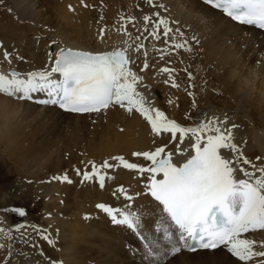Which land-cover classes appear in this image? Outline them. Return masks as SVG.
Wrapping results in <instances>:
<instances>
[{"label": "bare ground", "instance_id": "obj_1", "mask_svg": "<svg viewBox=\"0 0 264 264\" xmlns=\"http://www.w3.org/2000/svg\"><path fill=\"white\" fill-rule=\"evenodd\" d=\"M56 1L55 3H57ZM82 1H80V3ZM85 1L88 2L89 5L91 4V0H89L90 2L88 0ZM97 1L93 0L92 3ZM108 1L106 2L105 0L106 5H103L105 2L102 0V5L104 6L102 9V6L99 5L100 2H98L99 4L95 3L98 7L97 10L93 8L95 7V4H91L94 6H90V8H93L90 9L93 11V13L90 14H86L87 11L84 9L89 8L88 3L85 4L83 2L86 6L78 4V6H80V9L77 7L79 9L78 11L80 12L81 8L84 7L82 9L85 13L80 12L79 14H76L77 10L74 12L71 9V4L73 6L75 4L71 3L69 5L66 0L61 1L64 2V4L66 2V4L69 5L67 7L66 4V6L63 4L62 8L67 7V10L71 9L73 11L72 12L70 10L72 15L73 13L76 14L75 17L72 18L73 20L71 19V21H74L75 23H72L70 18H65L67 22L66 20L62 22H66V24H64L65 26L62 29L54 30L55 28H58L59 23L61 24L59 20L61 21L64 19L63 13L66 11H62L61 13L63 16L61 17L63 18L59 16L60 19L58 20V24L53 28V30H51L50 33H42V36L37 39L35 37L38 33L35 30L32 31H35L37 34L30 32V27L33 28L34 26L33 29L38 30L39 28L45 29L55 25L58 18V11L55 12V9H59L62 4L60 7H57L60 5V2H58L57 4L59 5L56 6L53 0H0V44H2V47H0V59L3 60V65L5 67L2 69L0 67V73L7 75L10 71L15 70L26 75L27 73L34 71L50 70L54 66V60L56 59L52 53H58L61 47H69L74 50H82L93 53H104L127 48V54L131 61H133L130 64L131 70L142 78V82L137 86V91L145 97L149 106L162 111L160 106L163 102H160L161 100L159 99L157 85L160 83L161 78L164 75H167V73L160 71L162 68H165V60L167 58H170L169 61L171 59H176V54L173 55L170 53V49L168 50L169 46L167 45L170 42V45H172L173 34L168 39L161 38V36L158 35V37H160V41H158L157 37H155L153 40L148 39L146 40L147 42L143 43L142 40H144V37L142 38V36L144 34L141 31L142 29L139 27V24L143 23L142 18L144 16L150 15L153 11L155 13L158 12L161 16H165L170 21H178L181 28L187 30L189 35L196 38L199 44V47L196 48L197 55L201 54V56H205L206 58L208 53L211 55L210 53L216 52V54L219 55L220 50L227 52V59H225L229 62L225 63V66L227 67V70L230 71L234 80L232 92L234 94V100H237V103L234 104L233 108H227L212 104L208 101L209 96L205 95L204 99L202 98L199 101L200 107L191 111L190 114L192 117H189L187 121H183L179 118L181 115H179L178 111L181 108L179 107L176 109L178 106L176 104L173 112L168 113L169 115L166 116L169 119L180 123L182 126L189 127L194 126L195 123L201 121L205 117L208 119L215 117L220 120H223L226 117L227 123L225 127H231L232 125L238 126L233 129L234 143L242 148L244 157L250 159L257 167L264 166V117L261 116L262 113H264V33L255 30L252 26H240L231 22L229 19L223 17L219 12L214 11L208 6L200 3L199 0H153V6H150L147 3V0ZM70 2H72V0H70ZM53 3L56 8L52 6ZM136 4L137 6H135ZM99 7L100 10L98 11ZM65 15L70 17L68 14ZM123 17H125V19L119 22L118 20ZM128 18H133V22L126 24V31L128 35H125V21ZM15 22L19 23V25L21 24L22 26L18 25L17 27V25L13 24ZM76 24H78V26H76ZM150 27H152V25ZM20 29H23L24 31L26 30L27 36L26 39H24L25 41L20 40V46V44H16L18 43L16 42V39L18 36L24 37V35H19L17 33L18 36L15 38L16 43H14V45L16 44V50L13 51L10 43L14 39V37H12V33L15 30L18 32ZM101 29H104L103 33L100 31ZM149 29L151 30V28ZM40 35L41 32L38 36ZM175 42L176 41L174 40V43ZM190 43L191 42H189V44ZM140 44L146 45L145 47H147V50H151L152 52L150 53L147 50L137 51L136 49ZM129 45L131 47H128ZM189 46L190 45L185 44L186 49H188L187 47ZM145 47L144 49H146ZM5 51L11 54V63L9 64L5 63ZM221 56L222 57L218 58L223 59L224 55L222 54ZM259 57H261L260 60L262 61L263 67L258 71L257 69L253 70L257 64L255 61H257ZM241 58L248 64V68H246L245 71L243 70L244 67L241 66V68H239L238 66V61ZM208 60L212 59L208 58ZM252 61L255 62V65ZM145 62L148 64L147 69H144ZM207 62L205 64H207ZM258 77H260V81L256 80ZM167 78L168 79H165L168 80V83L172 86V83L175 82L173 77H169L168 75ZM185 79L186 76H183L182 80L186 81ZM192 80L195 79L192 78ZM188 83L189 82H187V84ZM187 84L185 83L184 86L186 87ZM184 89L185 88L182 87L181 90ZM170 103L172 102L170 101ZM26 108L36 111V114L38 115V117H36L37 115L35 116L36 118L42 116L45 123L48 122L49 124H53L52 122H55V124H59L58 126H60L64 131L67 129V132H84L85 130H89V127L93 125L95 128L103 127L106 134L102 135L103 137L100 136L102 137L101 144L100 148H98L99 152L97 151L95 157L101 158L107 156L112 161L109 162L117 165V167L113 168L111 171L104 170L108 176L114 177V179H106L105 187L103 189L99 187L98 183H94V181L82 183V179H74L75 183L72 182L74 183V186H71V189L63 188L62 191L66 193L64 194L66 197H62V194L59 199L61 202L58 204H56L57 201L55 202L53 200L55 202L54 209L58 208L56 211L58 212V218L56 219L52 213L51 217L46 218L54 233L57 232V240H52L50 238L54 244L50 245L49 243H46L40 237L46 233L48 234V232L45 229L40 230V227H35L36 233L40 236H37L40 238H38L40 241H37L42 244V247L39 245L41 252L35 255L36 257H34V260L36 261H33V259L29 260V254H26L27 259L25 258V260L21 258V264H52V262L55 264H152V258L147 254L145 246L146 242L142 241L137 235L124 226H113L110 218L102 211L98 210V208V213H95L96 200L94 197L102 200V202L100 201L98 204L121 208L131 207L132 210L140 213L144 224V229H142L143 235L152 239L153 232L149 229L154 228L153 222L156 220L159 208L157 202L153 201L149 195L145 194V184L149 182V174H141L136 171L124 169L119 165L118 161L114 160V158L122 156L129 163H135L139 166H147L150 162L145 161L143 157H137L133 154L136 152L155 151L157 147H164L165 153L162 154V156L166 155L168 152H172L173 162H177L178 160H184L187 158V156L182 155L186 149L188 151V155L192 154V150L190 148L192 141H190L187 137L181 139L179 134L177 135L176 140H171L169 133H161L158 136L154 135L148 122L138 112L133 110L132 113H129L125 108H121L119 106H110L108 109L100 111L99 113L71 114L61 112L57 110L56 107H44L0 95V122L3 123V126L6 124L10 128L11 119H13L12 117L18 116V113ZM24 116L21 115V117ZM36 118L34 119L36 120ZM102 118H105V120L102 121ZM34 119L33 123L35 122ZM42 119L40 120L42 121ZM28 122L26 123L28 124ZM39 124H41V122ZM18 127L21 129L22 126ZM97 130H99V128ZM49 132H51V130ZM10 133L11 135L13 134L11 131ZM5 134L6 133H4V136H6ZM11 135L9 134V136ZM48 135L50 136V134ZM6 137L8 138V136ZM73 137H76V135ZM100 137H98V139ZM49 140L50 143L51 139ZM70 141L72 143L73 138L72 140L70 139ZM92 141L94 142V140ZM52 143H54L53 140ZM73 144L74 143L71 145ZM94 146L96 147L97 144H94ZM92 150L90 149V151ZM222 154L226 156L228 155L227 152H222ZM257 157L260 159L257 160ZM244 167L251 170V165H245ZM237 177L244 178L242 173L239 172L237 173ZM85 183L89 184L84 185ZM120 186H123L126 192L134 197L133 201L126 202L122 195H113L115 190ZM90 191L93 192L91 195L89 194ZM94 194L96 196H94ZM89 195L94 198V200L92 198V200L95 201L93 204L91 200V202L86 200L87 202L84 203L80 198V196L83 198H89ZM130 203H132V206H130ZM82 208L85 209L80 210ZM89 213H91V220H86L85 215ZM83 219L86 222L83 221ZM30 226L31 224L29 227ZM27 227L28 226H26V228ZM55 229L57 231H55ZM37 237L33 239H36ZM244 237L254 239L257 242L255 250H264V248L260 247L261 243H264V230L244 234ZM154 238L159 240V233H156ZM5 239L6 238L4 237H2V239L0 237V241L5 245V248L0 249V264H16L18 260L16 258L18 253L15 252L20 249L24 252L22 247H25L26 242L24 241V244H22L20 243L21 239H19L16 240L15 243H9L6 242ZM28 248V250H31L32 247ZM9 249H11V251H9ZM8 254H10L11 259L6 260L5 258ZM30 257L33 256L31 255ZM261 260H264V258H254V260L248 262V264H259V261ZM166 264H244V262H240L236 258L232 257L222 247L215 251H198L195 253L181 252L179 255L169 257Z\"/></svg>", "mask_w": 264, "mask_h": 264}, {"label": "snow or ice", "instance_id": "obj_2", "mask_svg": "<svg viewBox=\"0 0 264 264\" xmlns=\"http://www.w3.org/2000/svg\"><path fill=\"white\" fill-rule=\"evenodd\" d=\"M202 2L241 25L264 30V0ZM147 3L151 6L153 0H147ZM156 15L159 17V13ZM143 20L147 24L152 18L144 16ZM132 22L133 18L125 21V35H128L126 24ZM161 25L163 36L168 37L173 30L165 19H158L153 24L152 35L158 38ZM100 31L103 33L104 29ZM185 44L178 43L174 47L184 48ZM141 47L143 45L136 50ZM187 50L191 51V48ZM10 55L4 52V58L9 63ZM52 55L56 59L50 70L26 75L15 70L7 75L0 73V95L78 114L99 113L110 106H119L129 113L133 110L138 112L148 122L154 135L169 133L170 139L176 140L179 134L181 139L187 137L192 141V154L188 155L186 149L182 155L187 158L175 163L172 152L162 156L164 147L133 154L150 162L147 166L129 163L122 156L114 158L124 169L149 174L145 194L150 195L159 208L154 228L149 229L153 232L152 239L143 235L142 215L131 207L97 205L113 225L126 227L146 242L152 264H166L169 257L182 251H215L221 247L244 264L254 258H264V250H255L257 242L244 237V234L264 230V166L253 164L244 157L242 148L234 143L233 129L237 125L225 127L226 117L223 120L205 117L194 126H182L169 119L164 112L149 106L145 97L137 91L142 78L131 70L133 61L127 54V48L93 53L61 47L58 53L53 52ZM147 67L145 62L144 69ZM160 71L170 74L168 68ZM172 87L178 85L173 82ZM245 165H251V170ZM115 167L117 165L107 160L100 165L90 162V169H76V173L81 176L82 182L96 181L103 189L106 179H114L104 170ZM238 172L244 178H238ZM53 179L72 183L67 174ZM117 194L122 195L126 202L134 200L123 186L113 193L114 196ZM4 214L25 217L27 212L22 208H11L4 209ZM13 231L20 232L21 228L0 227V237L12 239ZM156 233L160 235L159 240L154 238ZM41 238L50 245L54 244L48 235ZM260 247L264 248V243ZM3 248L5 245L0 244V249ZM259 264H264V260Z\"/></svg>", "mask_w": 264, "mask_h": 264}, {"label": "rangeland", "instance_id": "obj_3", "mask_svg": "<svg viewBox=\"0 0 264 264\" xmlns=\"http://www.w3.org/2000/svg\"><path fill=\"white\" fill-rule=\"evenodd\" d=\"M53 1L55 3L56 0H53ZM61 1H63V0H60V1L57 0L56 1L57 3L60 2V5L55 3L56 6L59 5L57 7H60L61 4H62V6L59 9H57V10L55 9L56 8L55 4L54 3L52 4V6L55 7L54 8L55 12L58 11V13H57L58 16L56 15L58 17V18L56 17L57 18V20H56L57 23L55 25H52V26L47 27L45 29L39 28L38 30L37 29H33L34 26H33V28L30 27V30H31L30 32H34V34L38 33L37 36L41 32V35L38 36V37L36 36L35 38H37V39L40 38L42 36V33L43 34H45V32L50 33L51 30H53V28L58 24V20L60 19V17L64 15L63 16L64 19H62L63 21L59 20V22H61V24L59 23L60 25L58 24V28H55L54 30L62 29L65 26L64 24H66V22H67V20L65 18H68V19L70 18V21H71V19L73 17H75L76 14H79L80 12H83L82 8H84V7L81 8L80 12L78 11L80 9V6H78V4L79 5H85L86 3H88L85 0L84 1L75 0L77 2H75L74 0H72V2H70V0H66V2H68L67 4H69V5L71 3L75 4L74 5L75 7L71 4V9L74 12H76L75 10H77V12H76V14L73 13V15H72V13H71L72 10L71 9L67 10V7L69 5H67L66 2H65L67 7L62 8L64 2H61ZM80 1H82L81 3L84 2L85 4L84 3L81 4ZM92 1L93 0H91V4H95V3L100 2V4L99 3L98 4L102 6L101 7V9H102L104 7L103 5H106V2L108 0H106V2H105V0H103L105 3H103L102 0H99V1L94 0V1H97V2H94V3H92ZM50 2H52V1H50ZM102 3H103V5H102ZM65 4H64V6H66ZM91 4L89 5V3H88V5H89L88 7L89 8H84L85 11H87L86 14L93 13V11H91L90 9L94 8V9L97 10L98 7L96 6V4H95L96 8L95 7L90 8V6H94V5H91ZM135 6H137V4ZM63 9H65V10H63ZM99 10H100V7H99L98 11ZM153 10H155V9H153ZM62 11L63 12L66 11L67 13L65 12L62 15V13H61ZM85 11L83 13H85ZM95 13H96V11H95ZM157 13L158 12L155 13L153 11L150 15H148L151 18H153L151 20V22H149L150 24L149 23L146 24L144 22L143 18H142V22L143 23L139 24V27L142 29L141 31L144 34V35L142 34L143 36L141 35L142 38L144 37V40H145V41L142 40L143 43L147 42L146 40H148V39H150V40L152 39L153 40L155 37H157V36H153L152 35L153 24L155 22H157V19L168 20L165 16H161V14H159V17H157V15H156ZM65 14H68L70 17H67ZM152 14H154V15H152ZM63 17H61V18H63ZM123 19H125V17L119 19L118 21L121 22ZM65 20H66V22L62 23ZM168 21H169V27H171L173 31L171 33H169L168 37H165V36H163V31H162L163 30V25H161V28H160V31H159L158 35H160L161 38L168 39L173 34L172 35V40H173L172 41V45L173 46L170 45L171 42L168 43L167 45L169 46L168 50L170 49L169 50L170 53H172L173 55L176 54L175 55L176 59L175 60L171 59L169 61L170 58H167L165 60V62H164L165 63V68L167 66V68L170 70V74L167 73V75H164L161 78L160 83H158V85H157V91L159 92L158 93L159 94V99L161 100L160 102L161 103L163 102L162 105L160 106L162 108L161 109L162 112H164L165 115L168 116L169 115L168 113L173 112L174 106L176 104V105H178L176 109H178L179 107L181 108L178 111L179 115H181L179 118H181L183 121H187L189 117H192L191 114H190L191 111L192 110H196V109H198L200 107V102L199 101L202 98L204 99L205 95L209 96L208 101L211 102L214 105L224 106V107H227V108H233L234 104L237 103V100H234V98H233L234 94L232 92V85L234 83V80L232 78V75H231L230 71L227 70V67L225 66V63L229 62L228 60H226L227 59V55H228L227 52L224 51V50H220V54H219L220 56L217 55L216 52L210 53L212 55V57L208 53L206 55V58H205V56H201V54L197 55L196 48L199 47V44H198L196 38L194 37V39H193V36L189 35L187 33L188 32L187 30L181 28L180 27V23L178 21H170V20H168ZM72 23H75V22L73 21ZM13 24L17 25V27L19 25V23H16V22L13 23ZM151 25H152V27H150ZM19 26H22V25L20 24ZM76 26H78V24H76ZM145 28L148 31L147 30L145 31ZM149 28H151V30ZM32 30H35L37 33L35 31H32ZM21 31L24 32L25 34L22 33ZM17 33L19 35H24V37L18 36ZM176 35H179V36H176ZM182 35H183V37H182ZM26 36H27L26 30L24 31L23 29H20L18 32H17V30H15L12 33V37H14V39L10 43H11V48L13 49V51L16 50V48H15L16 44L19 45L20 44L19 42L25 41L24 39H26ZM16 37H17L16 42H18V43L15 42V38ZM157 40L160 41V37H158ZM174 40L176 41L175 43H174ZM185 41H187L186 45H190L187 48H191V51H188L185 47L182 48V49L174 47V45L178 44V43L179 44H185ZM189 42H191V43L189 44ZM14 43H16V44L14 45ZM140 45H143V47H141L140 50H142V51H144V50L146 51L147 50V47H145L146 45H144V44H140ZM20 46H21V44H20ZM164 46H165V44H164ZM144 47L146 49H144ZM147 51H149L150 53L152 52L151 50H147ZM149 52H148V54H149ZM222 54L224 55V58L223 59L222 58L219 59L218 57H222L221 56ZM208 58L212 59V60H208ZM241 59H239V61H238V63H239L238 66H239V68H241V66L244 67L243 70L245 71V69L248 68L247 67L248 64H247V62H244L243 59H242V63L243 62L244 63L242 64L241 63ZM260 59H261V57H259L257 61L254 60L257 63L256 65H255V62L252 61L254 63V65H255L253 70L257 69V71H258L260 68L262 69L263 66H262V61ZM207 61H209V62H207ZM206 62H207V64H205ZM5 63L9 64L8 60L5 59ZM178 64H180V65H178ZM244 64H245L246 67L244 66ZM1 69H2V67H1ZM186 69L188 70V73L190 75L187 73ZM192 70H193V72H192ZM243 70H241V71L244 72ZM168 75H169V77H171V76L173 77V79H174L175 83L178 85V87H172L168 83V80H166V79H168L167 78ZM183 76H186V79H185L186 81L182 80ZM260 77H262V76H260ZM260 77L256 78V80L260 81V79H259ZM192 78L195 79V80H192ZM187 82H189V83L187 84ZM185 83L187 84L186 87L184 86ZM159 84H162V85H159ZM181 86L184 87L185 89L181 90L182 89ZM163 87H164V89H163ZM159 90H161V91H159ZM189 93H191V95H189ZM160 95H161V97H160ZM172 96H175L176 98L172 97ZM165 101H167L168 104ZM170 101L172 103H170ZM26 110H28V111H26ZM36 113L37 112L33 111L32 109H29V108L24 109L23 111L18 113L19 114L18 116L12 117L13 119L10 118L11 119V127L10 128L6 124H5L6 126L5 125L3 126V123L0 122V227H4L5 229L21 228L20 232L13 231L11 233V236L13 237L12 239H5L6 242H9V243H15V241L19 240V239H21L20 243H22V244H24V241L26 242L25 247H22L24 252L21 249L19 251L17 250V252H15V253H18L17 254L18 256L16 257L18 259L17 260L18 263L20 262L21 258H23V259L26 258L27 259V255L26 254H29L28 255V258H30L29 260L33 259V261H36V260H34V257H36L35 255H37V254H39L41 252L40 246L42 247V244H41V242H39L40 241L39 239L41 237L36 233L35 227H40V230L45 229L48 232V234L46 233L44 235H48L49 238H51L52 240H54V239L57 240V238H58V236L56 235L57 232L54 233L53 229L51 228L50 224L47 222L46 218L47 217H51V213L54 215V217L56 219L58 218V214H57L58 212H56L58 208L54 209V203L56 201H57L56 204L61 202V201H59V199H60V196L62 194H63L62 197L63 196L66 197V195H64L66 193H64L62 191L63 188L71 189V186L73 187L74 183H75L74 179H76V180L81 179V176L77 175L76 169H80L81 171H84V170L90 169V162H94L95 164L100 165L105 160H107L108 162L111 161L107 156L101 157V158L95 157L96 154H97V151L99 152L98 148H100L101 139L103 137L102 135L106 134V131H105V129L103 127L102 128L98 127L99 130H97L98 128H95V126L93 125V126L89 127V130H87V131L85 130L84 132L83 131H79L78 133H75V132H72V131H70V132L68 131L67 132V129L64 131L60 126H58L59 124H57V123L55 124V122H52L53 124H49L48 122L45 123L43 121V119H42L43 118L42 116H39V118H36V117H38V115ZM20 114L22 116H24V115L25 116L21 117ZM261 116L264 117V113H262ZM20 117H21V119H20ZM32 118L33 119L36 118V120L34 119V121H35L34 123H33V119ZM40 119H42L43 122ZM104 120H105V118H102V121H104ZM26 122H28V124ZM40 122H41V124L42 123L43 124L42 125L39 124ZM21 124H23V125H21ZM45 124L47 125V127H46ZM18 126H22L21 129ZM56 126H58V127H56ZM15 127H18V128H15ZM13 128H15L17 131L15 129H13ZM50 130H51V132H49ZM10 131L13 133L12 135H11ZM94 131H96V132H94ZM89 132H91V133H89ZM4 133H6L5 135L8 136V138L6 136H4ZM64 133H66L68 135H66ZM84 133H87V134H84ZM9 134L11 136H9ZM46 134L47 135L50 134V136L49 135L47 136ZM73 134L76 135V137H73L74 136ZM100 136H102V137H100ZM98 137H100V138L98 139ZM5 138H7V139H5ZM72 138H73L72 143H74L73 145H71L72 143L70 141V139L72 140ZM80 138H81V140H80ZM47 139H48V141H47ZM49 139H51L50 143H49V141H50ZM58 139L59 140L61 139L60 142H59ZM52 140H53L54 143H52ZM88 140H89V143H88ZM92 140H94V142ZM85 141H87V142H85ZM83 142H85V143H83ZM75 143H76V145H75ZM94 144L95 145L97 144V146L95 147ZM78 145H79V147H78ZM82 146L84 147V149H83ZM65 147L67 148V150H66ZM76 149H78V150H76ZM90 149L91 150L93 149L92 150L93 152L90 151ZM53 151H55V152H53ZM111 162H109V163H111ZM54 167H56V168H54ZM111 170L112 169L105 170V171H111ZM65 174H67L69 179L72 182H74V183H72V184L70 183L69 184V183H66V182H61L60 180H57V179H53V177H61V176L65 175ZM95 182L96 181H94V183ZM96 183H98V182H96ZM88 184L89 183H85L84 185H88ZM91 193H93V192L90 191L89 194L91 195ZM94 196H96V195L94 194ZM80 198H81V200H83L84 203H86L89 200V202L92 201V204H93V202H95V201H93L94 198H95V200H96V202H95V204H96L95 213H98V210H100V209L97 210V204L100 203V201L102 202V200H99L96 197L93 198L91 196L89 198L88 197H84L83 198L82 196H80ZM92 198H93V200H92ZM11 208H22V209L26 210L27 215L25 217H19V216H15V215H5L4 214V209H11ZM84 209L85 208H82L80 210H84ZM90 214L91 213L85 215V218L88 217L86 220H91ZM83 221H85V220L83 219ZM26 223H27V225H26ZM24 224H25V227H24ZM30 224H31V226L29 227ZM21 226H23L24 228L21 227ZM26 226H28V227L26 228ZM113 226H116V225H113ZM31 227L34 228V229H32ZM55 231H57V230L55 229ZM33 235H34V237H33ZM24 236H26V237H24ZM37 236H39L40 238L37 237ZM32 237L33 238L37 237V238L33 239ZM1 239H2V237H1ZM29 239H30V241H29ZM22 240H23V242H22ZM37 240H39V241H37ZM31 241H33V242H31ZM44 241L46 243H48L47 240H44ZM1 244H3V243L1 242ZM33 244H34L35 248L33 247ZM28 247H30V248L32 247L33 248V252H32V248H31V250H28L29 249ZM21 251L23 252V255H21V253H22ZM36 251H37V253H36ZM31 255L33 257H30ZM9 257H10V254H8L5 259L6 260L9 259ZM10 259H11V257H10ZM28 262H30V261H28ZM53 263L54 262H52V264ZM20 264H21V262H20ZM60 264H62V263H60Z\"/></svg>", "mask_w": 264, "mask_h": 264}]
</instances>
